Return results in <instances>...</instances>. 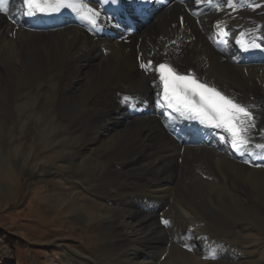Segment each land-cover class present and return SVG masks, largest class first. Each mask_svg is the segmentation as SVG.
I'll use <instances>...</instances> for the list:
<instances>
[{"label": "bare ground", "instance_id": "6f19581e", "mask_svg": "<svg viewBox=\"0 0 264 264\" xmlns=\"http://www.w3.org/2000/svg\"><path fill=\"white\" fill-rule=\"evenodd\" d=\"M140 2L152 7L136 15L137 30L124 15L103 14L92 35L72 22H29L21 0H7L8 12H0V154L5 159L16 138L32 131L59 158L72 190L96 200L108 230L104 262L258 264L264 0H125L126 11ZM162 62L253 113L247 150L234 148L223 129H194L163 109ZM213 218L225 225L208 232L203 226ZM172 246L184 261L169 259Z\"/></svg>", "mask_w": 264, "mask_h": 264}, {"label": "rangeland", "instance_id": "374dc122", "mask_svg": "<svg viewBox=\"0 0 264 264\" xmlns=\"http://www.w3.org/2000/svg\"><path fill=\"white\" fill-rule=\"evenodd\" d=\"M3 135L0 127V140ZM35 139L32 131H25L7 148L5 159L0 154V264H111L113 258L104 262L103 235L108 230L101 226L96 200L84 190H72L68 171L55 165L59 158ZM250 202L255 203L252 198ZM80 210L90 216L81 217ZM215 224L225 225L213 218L203 228L213 232ZM259 237L262 251L257 259L264 264V234ZM174 248L169 259L184 261Z\"/></svg>", "mask_w": 264, "mask_h": 264}, {"label": "snow or ice", "instance_id": "6c2138e0", "mask_svg": "<svg viewBox=\"0 0 264 264\" xmlns=\"http://www.w3.org/2000/svg\"><path fill=\"white\" fill-rule=\"evenodd\" d=\"M24 4L28 9V15H35L37 12L56 14L61 9L68 8L93 26L97 25L100 16L99 11L86 3V0H24ZM0 12H8L7 0H0ZM151 63L152 61L148 62L149 65ZM142 67L146 66L142 65ZM157 70L163 82L162 100L167 107L179 113L181 117L223 129L230 136L234 148L247 150L251 140V130L255 127V118L246 106L236 103L214 87L201 83L192 74L178 73L171 65L159 64ZM131 99L126 96L124 102H130ZM256 147L264 150V144ZM162 222L165 225L169 224L168 220Z\"/></svg>", "mask_w": 264, "mask_h": 264}]
</instances>
